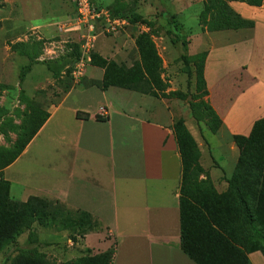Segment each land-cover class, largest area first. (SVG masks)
<instances>
[{"label":"crops","instance_id":"obj_1","mask_svg":"<svg viewBox=\"0 0 264 264\" xmlns=\"http://www.w3.org/2000/svg\"><path fill=\"white\" fill-rule=\"evenodd\" d=\"M177 1L186 16L184 23L181 22L186 38L181 35L178 43L171 42L172 45L158 54L164 68L169 69V75L173 73L169 68L171 60L168 54L163 56L168 50L173 54L176 47L181 50L186 42L190 56L203 50L207 54L204 75L209 95L205 100L221 118L223 126L212 135L210 144L212 152L220 156V162L204 170L214 190L225 198L228 181L240 158L233 138L249 137L255 124L264 119V7L231 2L232 10L245 21L252 22L253 27L209 32L191 27L197 9L193 0ZM60 35L68 36L67 44L76 38L72 34ZM106 38H100L95 53H100L99 47L119 52L120 42L111 44ZM111 57L117 64L121 61L115 53ZM92 69L94 81H88L89 84L101 82L104 70L91 66L88 74ZM173 79L175 81L176 77ZM94 90L100 98L94 105V113L87 108L72 109L69 115L80 127V132L62 135L66 155L74 164L64 160V156L58 163L55 158L43 172V184L32 186L20 181L24 174L15 171L16 160L10 171L12 181L25 185L20 192L27 201L38 197L68 208H82L98 218L116 243L113 264H195L181 248L182 158L173 130L175 114L170 109L171 100L114 87L102 91L94 85ZM181 91L171 86L167 93ZM66 105L67 97L51 105L48 120L61 116ZM102 108L106 115L100 114ZM78 112L89 114L90 120L77 119ZM98 115L103 118L102 122L96 121ZM58 123L61 126L64 122L59 120ZM86 131L89 133L88 146L84 143ZM102 143H106L104 154L101 153ZM93 145L94 152L90 151ZM204 197L202 193L190 199L211 219L212 210L220 211L222 205L209 204L207 208L198 205L196 201ZM99 236L94 234V240L98 241ZM109 244L104 243L103 253ZM249 258L253 264H264L259 252Z\"/></svg>","mask_w":264,"mask_h":264},{"label":"rangeland","instance_id":"obj_2","mask_svg":"<svg viewBox=\"0 0 264 264\" xmlns=\"http://www.w3.org/2000/svg\"><path fill=\"white\" fill-rule=\"evenodd\" d=\"M207 1H192L197 9L194 16L196 19L190 24L196 30L201 27L200 15ZM96 3L101 8L111 10L113 14L126 17L125 20L130 25L124 26L117 37L106 36L111 44L120 42L119 52L109 48L98 49V56L112 61L111 54L115 53L121 60L118 61L119 65L131 68L139 61L136 41L144 33L150 35L158 53L172 45L171 42L175 39L174 35L168 34L169 30L177 29V33L186 38L187 33L182 25L186 16L180 9V1L96 0ZM73 12L71 0H0V126L5 121L12 120L21 127L19 132L10 133L9 141L0 136V180H6L10 184L9 202L25 204L27 201L20 192L24 191L25 185L12 181L13 177L10 176L13 163L18 160L14 169L24 174L20 178L21 182L41 186L43 172L48 169L49 162L57 158L58 163L61 156H64V160H69L62 135L68 132L76 135L80 132V127L73 123L74 118L69 115L71 110L76 107L87 108L94 113V105L100 99L94 93V84L88 82L94 81V76H91L93 69L79 85L74 84L71 79L74 56L68 48V36H61L57 25ZM74 41L78 39L75 38ZM176 48L173 54L169 50L164 55L162 53L163 56L168 54L169 61L171 60L169 68H172L173 73L169 75L167 72L170 71L164 68L163 63L164 71L161 76L163 78L166 74L164 81L169 88H180L181 92H189L190 95L184 99H168L171 100L170 109L175 114L173 126L178 121L184 123L188 135L199 149V161L203 169L218 166L220 156L212 152L210 146L212 135H215L212 126L207 121L196 120L190 109L193 97L191 90L188 91V78L182 57L193 56L185 48ZM203 53L206 52L203 50L197 55L201 56ZM173 76L176 77V82ZM71 91L73 93L70 95ZM66 97L68 105L64 107L62 115L49 121L50 106L59 104ZM59 120L64 122L63 125L59 126ZM87 136L88 131L84 137L86 146L89 145ZM93 148L94 145L90 147V151L94 152ZM105 151L106 143H102L101 153L104 154ZM69 163L74 164V160L70 159ZM205 177L212 182L208 173ZM204 194V199L196 201L198 205L207 208L209 204L224 203L225 198L220 197L216 190L206 191ZM59 208H63L73 221L82 218L79 215L82 208ZM2 214L0 212V221ZM13 214L9 231L8 226L5 231L0 227V264H77L82 259L87 260L88 264L90 260L103 254L104 243L110 242L107 250L116 248L104 223L90 213L88 214L93 222L98 224L95 230L90 231L85 227L81 231L77 226L74 228L64 224L61 215L55 221L48 216L42 219V224L35 223L20 236L4 241V238L10 239L11 230L17 226L18 219L15 215L21 213ZM96 233L100 234L98 241L94 240ZM259 245L264 247V240L260 239Z\"/></svg>","mask_w":264,"mask_h":264},{"label":"trees","instance_id":"obj_3","mask_svg":"<svg viewBox=\"0 0 264 264\" xmlns=\"http://www.w3.org/2000/svg\"><path fill=\"white\" fill-rule=\"evenodd\" d=\"M231 2L264 7V0H208L204 3L200 15L202 30L224 32L252 28V22L245 21L232 10L229 5ZM112 16L127 19L120 14L112 13ZM168 34L175 36L173 44L182 38L177 29L169 30ZM69 47L76 63L80 56V47L79 45ZM183 48L188 50L186 42ZM136 52L139 61L131 68L103 59L94 53L92 66L104 70L103 80L94 85L102 91L114 87L167 100L174 97L184 99L190 95L189 92L167 93L169 87L161 76L164 71L163 60L149 34H142L136 41ZM206 57V53L193 57L183 55L182 62L188 78V91L191 90L193 97L191 113L196 120L210 123L213 133L217 134L223 122L205 100L209 95L204 75ZM76 117L86 121L91 118L89 114L82 112H78ZM102 119L101 116H96L97 122H102ZM20 130L21 127L14 124V121L7 120L0 126V136L9 141L10 133ZM173 130L182 158L180 223L181 248L184 254L195 264H252L249 258L251 254L259 252L264 257V247L259 245V240H264V119L255 124L249 137L233 138L240 151V158L233 177L228 181V193L224 203H219L222 205L221 210H212V220L190 199L214 190V184L209 178L202 179L207 173L200 165L199 149L188 135L182 121L176 122ZM9 190L10 184L6 180H0V212L3 213L1 229L5 231L8 226L9 231L14 218L13 213L21 214L15 215L18 219L17 226L11 230L10 239L4 238V241L20 236L24 231L30 230L35 223L42 224V219L48 216L55 221L56 217L61 215L64 224L72 225L74 228L77 226L81 231H84L85 227L90 231L95 230L98 225L83 211L79 213L82 216L81 220L73 221L63 208H59L63 205L38 197L29 198L25 204L9 202ZM114 255L115 249H109L90 260L88 264H113ZM77 264H87V260H79Z\"/></svg>","mask_w":264,"mask_h":264},{"label":"built area","instance_id":"obj_4","mask_svg":"<svg viewBox=\"0 0 264 264\" xmlns=\"http://www.w3.org/2000/svg\"><path fill=\"white\" fill-rule=\"evenodd\" d=\"M71 3L74 6L73 14L57 25V29L60 34H72L78 39H70L68 45L80 47V56L71 73L74 84L79 85L92 66L100 38L115 37L124 26L130 25L126 20L113 18L111 12L107 8H101L96 0H71ZM69 51L72 49L69 48ZM100 114L106 115V110L102 108Z\"/></svg>","mask_w":264,"mask_h":264}]
</instances>
